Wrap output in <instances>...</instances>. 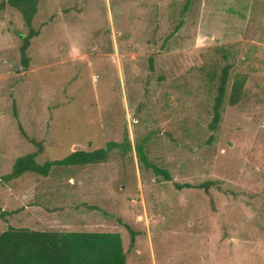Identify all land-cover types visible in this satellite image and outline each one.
I'll use <instances>...</instances> for the list:
<instances>
[{"label": "rangeland", "instance_id": "1", "mask_svg": "<svg viewBox=\"0 0 264 264\" xmlns=\"http://www.w3.org/2000/svg\"><path fill=\"white\" fill-rule=\"evenodd\" d=\"M32 26L24 65L26 27L0 0V176L28 152L118 145L52 166V193L25 194L32 172L0 183V230L116 231L126 264H264V0H39Z\"/></svg>", "mask_w": 264, "mask_h": 264}, {"label": "trees", "instance_id": "2", "mask_svg": "<svg viewBox=\"0 0 264 264\" xmlns=\"http://www.w3.org/2000/svg\"><path fill=\"white\" fill-rule=\"evenodd\" d=\"M38 1L6 0L9 6L18 11L26 27V32L20 33L19 47L24 65L30 39L37 33L32 26V20L37 12ZM229 67V64H225L217 77L211 107L212 115L208 123L211 131L217 128L221 118ZM243 80L235 79L231 84L228 96L230 103L236 102ZM123 144L129 146L127 140ZM117 145L118 143L114 141H108L105 147L91 150L75 149L62 158L47 159L41 163L36 161L37 151L28 152L14 160L10 172L0 176V183L16 179L25 172L46 176L54 165L101 162L106 159L108 151ZM134 148L146 167H150L155 174L161 175L164 179L170 178L165 169L147 160L139 144H135ZM174 184L177 188L181 186ZM184 186L189 184L185 183ZM8 213L9 211L0 207V217ZM125 226L133 243V232L128 225ZM0 264H126V258L120 234L116 231L33 229L8 224L6 228L0 230Z\"/></svg>", "mask_w": 264, "mask_h": 264}, {"label": "crops", "instance_id": "3", "mask_svg": "<svg viewBox=\"0 0 264 264\" xmlns=\"http://www.w3.org/2000/svg\"><path fill=\"white\" fill-rule=\"evenodd\" d=\"M39 176H40V178L37 179L38 182L35 184H32V185H29V187H27V189L25 190L26 191L25 194H27L28 196H31V198H35L38 193H48V192L52 193V190H53L52 185L47 184V183H49L48 180L51 181V176H49V174L46 176H41V175H39ZM70 181L72 182V179H70ZM45 183L48 186H45ZM25 191H22V194ZM34 204H36V202L34 200H30L29 202H27L26 205H24V208L25 209L35 208L34 210H31L32 215L34 216V219L36 220L37 224L42 223L41 216H40L41 212L39 211V209L41 207H38L37 205H34ZM48 213L49 214L52 213L53 215H50V216L51 217L53 216V218L55 217L53 212L48 211ZM26 227H28V226H26ZM33 229H44V228L40 227V228H33Z\"/></svg>", "mask_w": 264, "mask_h": 264}]
</instances>
